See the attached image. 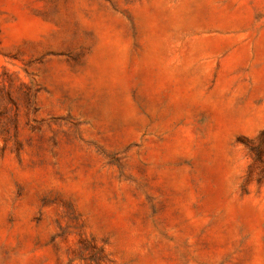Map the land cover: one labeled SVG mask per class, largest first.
Returning <instances> with one entry per match:
<instances>
[{
  "label": "rangeland",
  "instance_id": "rangeland-1",
  "mask_svg": "<svg viewBox=\"0 0 264 264\" xmlns=\"http://www.w3.org/2000/svg\"><path fill=\"white\" fill-rule=\"evenodd\" d=\"M0 264H264V0H0Z\"/></svg>",
  "mask_w": 264,
  "mask_h": 264
}]
</instances>
